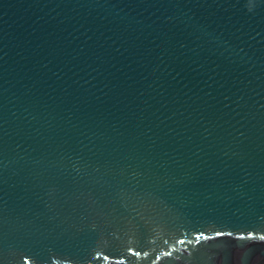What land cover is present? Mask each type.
Instances as JSON below:
<instances>
[{
    "label": "water",
    "instance_id": "1",
    "mask_svg": "<svg viewBox=\"0 0 264 264\" xmlns=\"http://www.w3.org/2000/svg\"><path fill=\"white\" fill-rule=\"evenodd\" d=\"M0 264H264V0H0Z\"/></svg>",
    "mask_w": 264,
    "mask_h": 264
}]
</instances>
